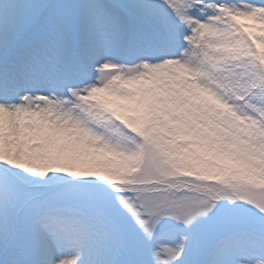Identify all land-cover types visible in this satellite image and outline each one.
<instances>
[{"label": "rangeland", "instance_id": "1", "mask_svg": "<svg viewBox=\"0 0 264 264\" xmlns=\"http://www.w3.org/2000/svg\"><path fill=\"white\" fill-rule=\"evenodd\" d=\"M137 1L26 0L37 20L16 50L30 45L34 49L30 50L32 55L39 54L41 58L42 52L48 54L43 59L47 67L41 73L49 81L53 67L76 63L74 57L82 59L79 50L72 49L73 41H82L86 48L93 40V27L82 19L84 8ZM144 1L148 4V0ZM211 1L205 0L209 3H205L207 8L204 6L203 12L215 13L224 37L239 43L236 48L212 42L214 36L208 33L203 37L204 30L191 33L187 25L182 30L174 24L170 31L182 35L183 41L169 57L194 64L192 68L200 72L195 76L182 72L180 80L162 65L145 70L144 62L156 61L147 55L140 58L129 49L131 55L117 51L103 58L99 56L88 71L90 78L86 76L80 83L79 98L66 96V87L54 84L56 87L48 94L25 91L32 97V103L17 124L8 126L0 119V165L16 170L25 184L42 192L92 191L104 197L119 195L118 189L163 181L159 188L172 199L183 195L207 202L192 204L191 209L217 205L207 217H196L192 225L166 220L147 245L158 250L161 244H184L185 254L177 264H190L188 248L193 236L214 227L222 210L227 209L220 205L221 200L238 214L240 209L244 212L240 195L246 188L264 190V126L237 110L244 100L245 89L251 86L249 78L264 83L260 79L264 76V18L235 17L227 11L228 6H244L246 0H229L218 12ZM52 13L60 17L62 25L56 23ZM138 19L133 18L121 37L130 44H140V34L146 33L151 39L156 38L152 41L155 44L158 31L149 23L137 28ZM82 28L88 42L83 39ZM158 33L160 40L168 43L169 30ZM185 36L189 39L185 40ZM94 40L95 44L108 43ZM61 42L66 46L47 52L46 47ZM14 51L9 48L7 56ZM33 59L36 62L34 56ZM106 61L116 65L105 71L121 76L115 86L122 88L88 94L83 89L88 87L87 83L96 82L98 69ZM132 74L137 80L124 83ZM13 130L27 147L22 150L13 147L12 137L7 135ZM145 143L162 158L171 172L169 176L141 172L140 145ZM6 155L17 156L21 168L7 162ZM124 221L129 231L143 240L136 226L126 217ZM199 258L206 257L201 254Z\"/></svg>", "mask_w": 264, "mask_h": 264}, {"label": "snow or ice", "instance_id": "2", "mask_svg": "<svg viewBox=\"0 0 264 264\" xmlns=\"http://www.w3.org/2000/svg\"><path fill=\"white\" fill-rule=\"evenodd\" d=\"M164 3L191 33L215 15L203 12L205 0ZM212 7L218 12L223 6L217 3ZM227 11L235 17L264 18V0H247L244 6H228ZM51 15L58 25L63 24L55 13ZM84 16L99 40L120 38L134 17L139 18L137 28L150 23L154 30L164 31L163 21L154 18L149 4L93 5ZM36 20L26 0H0V113L5 118L18 119L32 103L27 92L21 95V86L15 79V73L29 63V54L16 49ZM9 48L15 50L10 64L6 61ZM158 66L148 62L142 65L145 70ZM113 67L116 65L109 61L100 65L96 82L87 83L83 90L90 95L110 89L119 91L122 87H116L115 82L122 77L105 71ZM86 76L84 63H71L64 68L53 67L49 82L66 87V96L79 98L80 83ZM260 79L264 81V76ZM136 80L137 76L132 74L124 83ZM249 80L251 86L245 89L237 110L264 126V83L258 84L251 77ZM7 135L18 150L27 147L14 130ZM140 148L142 173L162 177L171 174L150 145L145 143ZM161 183L134 185L118 189L119 195L104 197L92 191L42 192L25 184L16 170L0 165V264H177L185 254L184 244H161L158 250L147 247L157 230L169 219L192 225L196 217H207L217 205L191 209L192 204L207 202L183 195L172 199L158 187ZM240 200L244 204L243 215L232 209L222 210L211 230L193 236L188 248L190 264H264V190L248 187ZM125 217L136 226L143 240L129 231ZM201 254L206 258L200 259Z\"/></svg>", "mask_w": 264, "mask_h": 264}, {"label": "bare ground", "instance_id": "3", "mask_svg": "<svg viewBox=\"0 0 264 264\" xmlns=\"http://www.w3.org/2000/svg\"><path fill=\"white\" fill-rule=\"evenodd\" d=\"M139 1H137V2L139 3ZM226 1L227 0H213V1H211V3L214 4L213 6L217 5V3H219V5H221V6H224ZM144 2H145L144 0H141V4L142 3L144 4ZM163 2H164V0H161V1L160 0H148V4L152 6V10L155 14L154 18L163 21L164 29H167L170 32V35L168 33V36H166L168 43H165L164 41L160 40V35L158 32H156V34L159 37V39L157 40V42L155 44L152 41L155 40L156 38L152 36V39H151L146 33L140 34V38H139L140 44H135L134 42L132 44H130V43H128V39L123 38V37L106 39V41H108V43L106 45L105 44L101 45V44H97V43L95 44L94 39H97V38L94 35V31L92 32V36L94 38L92 37L93 40L88 43V46L86 48L82 45L83 42L79 40V42L77 43L78 45H74L73 49L79 50L78 54L81 55L80 57H82V59L75 58V57H74V59L76 60V63H84L85 64L86 72H87V78H90V77H88L90 74L88 71H89V69L92 68L93 63L95 65V63L97 61H99V59H100L99 56H101L103 58L104 56L106 57L107 53H114L117 51H124V52L129 53V49H132V54L135 53L136 56H138L140 58H142L143 55H147L151 60L156 61L155 64L162 65L164 68L167 69L169 74H172L173 76H175L176 78H179L180 80H181L182 72H185L186 75H189L190 77L192 75L195 76L196 74H199L200 72H198L192 68V67H194L193 66L194 64L187 62V61L184 62L181 60H177L174 57H169V55H171L175 51H177V48H176L177 45L183 41L182 35L174 34L173 32L170 31L171 30L170 27H172V25L175 24V25H177V27H175V28H178V29L182 28V30H186V28L184 27L185 24H181L175 18V16L169 12L167 5ZM208 3L209 2H207L206 5H208ZM205 7L207 8V6H205ZM222 8L223 7H221L219 9V11H221ZM86 9L87 8H84V11ZM214 9L217 10L215 7H214ZM210 13H212V12H210ZM83 18L86 22V18L84 16V14L82 15V19ZM218 23L219 22L216 21L215 16H213V15L209 16L207 23H205V24H203V26L199 27V30H201V31L204 30L202 36L204 37L205 36L204 34L208 33V35L214 36V39L212 40V42H216L218 44H225L229 49L236 48V46L239 44L238 42H236L237 40L234 38H232V39L225 38L224 34H222V30L218 26ZM84 29L82 28L83 39L86 42H88L89 40H86L87 34L84 32ZM187 31L191 32L190 28L188 26H187ZM139 32L140 31H138V33ZM219 33L222 35H220ZM120 42H124L126 45H122V44H120ZM25 46H27V45H25ZM58 46L59 45L51 46V47L48 46V47H46V50H47V52H52L53 50H56L58 48ZM30 50L34 51V49H31L30 45H28L26 48H24V47L21 48V52L29 54V63L26 66L21 67L15 73V79L19 82V84L21 86V95L25 91H32V90H33V92H36L38 94H40V93L48 94V93L52 92L53 89L55 88L54 86L51 85L50 82H47V79L45 77H42V75H41L42 70H45L47 67L44 64L45 60H43V59L46 57L48 58V54H43V52H42L41 58H40L39 54H37V56L32 55ZM76 50H75V52H76ZM36 52H38V51H36ZM44 52H46V51H44ZM146 53H148V54H146ZM165 53H166V56H162V55H165ZM12 56H6V61L9 62V64L11 63ZM33 56L36 60V62H34V63H33V60H34ZM164 57H168V58L163 59ZM166 63L169 66H167ZM10 77H11V73H10ZM21 116L18 119L13 120L11 118H5L4 115L2 113H0V119L8 126H11L13 123L17 124V121L21 119ZM5 157L7 159V162H9L10 164H12L15 167L21 168L22 163L18 160L19 158L17 156L6 155ZM69 254H70V250H69Z\"/></svg>", "mask_w": 264, "mask_h": 264}]
</instances>
